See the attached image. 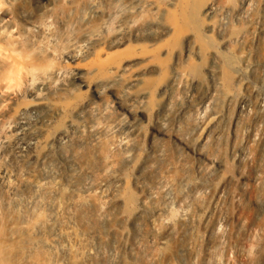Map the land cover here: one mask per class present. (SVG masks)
I'll return each instance as SVG.
<instances>
[{
    "label": "bare ground",
    "instance_id": "1",
    "mask_svg": "<svg viewBox=\"0 0 264 264\" xmlns=\"http://www.w3.org/2000/svg\"><path fill=\"white\" fill-rule=\"evenodd\" d=\"M259 40L264 0H0V264H264Z\"/></svg>",
    "mask_w": 264,
    "mask_h": 264
},
{
    "label": "rangeland",
    "instance_id": "2",
    "mask_svg": "<svg viewBox=\"0 0 264 264\" xmlns=\"http://www.w3.org/2000/svg\"><path fill=\"white\" fill-rule=\"evenodd\" d=\"M199 29H201L200 27H199ZM201 40L202 41H204V42H211L212 44H215V41H216V39H215V36H212V39H210V38H206V37H204L203 35H202V31H201ZM263 41L262 40H259L258 42H254V43H252V47L254 48V50H253V48L251 49L252 50V53L255 55H253V58H254V60H256V61H258L260 64H262L263 63V56L264 55H262L263 53H262V51H264V47H261V49H260V47H258V46H260L259 44H261ZM256 43V44H255ZM258 43V44H257ZM255 45V46H254ZM261 46H264V44L262 43L261 44ZM259 49H258V48ZM256 48V49H255ZM234 50L235 49H231V50H226V51H222L221 50V56L224 58V59H227V60H229L230 61V63H234V62H236V55H235V53L236 52H234ZM258 50V51H257ZM260 50V51H259ZM254 51H257L258 53H256V52H254ZM232 52V53H231ZM259 52H260V54H259ZM234 55V56H233ZM257 56H258V59H257ZM259 56L261 57V60H260V58H259ZM227 57H229V58H227ZM256 58V59H255ZM262 61V62H261ZM202 62V63H201ZM208 63V59L206 60V61H204L203 62V60H201V61H199L198 62V64H199V66H200V71L202 72V67L204 66V64L203 63ZM255 73H253L252 75H250L249 77H251L249 80H250V83H251V86H253V87H255V90L259 93V94H263L264 93V83L263 82H261L260 81V79L258 78V76L255 74ZM204 74H203V72L201 73V75H200V82H205V80L206 79H208L206 76H203ZM254 75V77L252 78V76ZM205 77V78H204ZM203 81H202V80ZM207 82H208V80H207ZM230 107V108H229ZM228 107V111H229V115H231V113L233 114L234 112H235V110H233L234 108L236 109V107L234 106V105H230ZM238 108V107H237ZM250 109V111H252V107H250L249 108ZM262 114L264 113L263 111L261 112ZM249 119H243V121L244 122H246V123H248V122H250V120L248 121ZM247 126H249V125H245V127L243 128V129H241L243 132L244 131H247L248 130V128L249 127H247ZM247 127V128H246ZM240 133H241V131H240ZM231 136L229 135V133L228 134H225L224 136H223V138L220 140V142L218 143V145L217 146H215V147H217V149H216V151H218V149H219V155L220 156H223V158H225L226 159V161H227V172L228 173H230V174H234L235 173V169H236V166L234 165V163H232L230 160H229V157H227L226 155H227V146H229L231 143H229V142H231ZM257 145H255V144H252L251 146H250V150H252L253 152H254V154H256L257 155V157L258 158H262L263 156H264V153H262V154H260V152L258 151V148L256 147ZM257 152H259V153H257ZM259 155H260V157H259ZM262 155V156H261ZM264 158V157H263ZM261 159L262 160V162L264 163V159ZM249 170V167H246V170ZM248 195L247 196H245L244 197V199H243V203H242V210H241V212H240V214H242L241 216H245V215H249V213L251 214L252 212H251V210H250V207H249V199H248ZM236 264H239V262L238 261H236Z\"/></svg>",
    "mask_w": 264,
    "mask_h": 264
}]
</instances>
